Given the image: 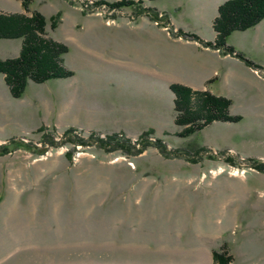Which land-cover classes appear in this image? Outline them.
I'll return each mask as SVG.
<instances>
[{"label":"rangeland","instance_id":"rangeland-1","mask_svg":"<svg viewBox=\"0 0 264 264\" xmlns=\"http://www.w3.org/2000/svg\"><path fill=\"white\" fill-rule=\"evenodd\" d=\"M118 1L33 0L31 11L45 16L47 35L68 42L74 80L93 82L87 66L94 61L81 60L76 44L97 49L91 39L80 37L94 23L102 25V38L111 39L117 28L151 22L152 28L143 25L142 41L127 37L132 44L148 45L156 34L171 41L195 42L188 35H196L215 42L213 25L215 37L205 41L176 28L162 10L147 7L172 0L110 6ZM21 9L18 0H0L1 13ZM55 18L58 26L52 29ZM5 42L0 41V57L16 55L18 43L13 48L4 47ZM143 61L148 68L157 66L154 59ZM96 63L107 80L117 73L106 62ZM257 66L250 67L264 80V68ZM130 74L120 89L97 91L89 85L77 106L67 101L69 108L59 110L56 122L52 115L40 126L44 131L39 124L0 131V148L7 145V152L0 153V264H214V252L221 250L232 257L230 264H264V172L253 163H264V124L222 122L239 133L231 138L234 149L211 146L219 142L212 128L181 137L174 103L154 100L152 88L143 86L148 79ZM57 87L32 83L28 94ZM34 126L39 129L32 131ZM151 130L146 140H161L167 152L142 142ZM115 136L134 148L113 150L102 143ZM13 139L17 143H10ZM203 148L207 150L198 153ZM184 150L191 157L179 153ZM250 187L254 193L249 195Z\"/></svg>","mask_w":264,"mask_h":264},{"label":"crops","instance_id":"crops-1","mask_svg":"<svg viewBox=\"0 0 264 264\" xmlns=\"http://www.w3.org/2000/svg\"><path fill=\"white\" fill-rule=\"evenodd\" d=\"M226 1L228 0H172L169 5H149L147 7L162 10L170 17L176 28L186 32H195L205 41H213L215 37L212 28L213 21L219 14L220 6ZM23 11L21 9L18 13H23ZM150 23L139 22L138 26L128 30L117 28L115 30L118 36L115 33L113 35L115 37L111 39H104L100 36L101 24L94 23L87 27V32L81 34L80 37L81 39H91L93 44H98L97 49L95 47L88 48V43H77L76 52L80 55L83 54L81 60L83 59L84 62L90 58L94 61L90 66L87 64L88 70L92 69L89 73L94 77V84L93 82L84 83L74 80L77 77L75 73L73 77L68 79L51 80L43 84L36 83L39 86L57 85L56 91L29 95L28 89L34 83L30 81L25 94L21 98L15 99L5 82V76L0 74V131L9 130V128L14 130L18 126H21L20 130H27L25 124H39L40 127L45 125L47 119L52 115H55L56 122L58 119L56 117L60 114L59 110L69 108L66 102H75L74 106H77L79 94L88 89L89 85L92 88L96 87L97 91L100 89L106 91L109 87L114 86H118L120 89L126 86L125 78L131 72L148 79V82H143V86L147 85L152 88L151 93L154 95V100H167L173 106L175 95L170 86L180 84L195 91H208L215 96L231 100V114L243 117V120L238 124H242L248 119L256 125L264 124V80L258 78L249 65L238 58L219 55L218 52L203 48L196 41H171L162 34H156L155 41L148 45L128 43L127 37H135L142 41L143 35H145L143 25L152 28ZM0 41H6L4 47L14 48L15 43H18L16 55H3L0 59L6 60L20 55L21 39ZM61 42L68 44L65 41ZM228 44L242 53L246 59L264 68V20L252 29L232 33L228 38ZM70 53L71 49L63 58L67 69H69L67 61L70 64ZM143 58L154 59L157 66L148 68L149 64L147 65L146 61L142 62ZM99 60L106 62L108 67L117 68V73L113 72L109 80L106 79L108 77L103 75L99 64L96 63ZM133 61L136 62L135 65L130 64ZM138 62L140 63L138 64ZM81 64L82 68L86 66L83 65V62ZM159 64L162 65L159 66ZM158 93L159 95L156 96ZM64 98L63 104L60 99ZM52 109L53 112H51ZM40 115L41 118L39 119L37 116ZM231 127L233 126L227 123L214 122L201 132H208V129L212 128L210 133L219 142H212L211 146L219 147L221 150L223 148L234 149L236 145L233 144L232 140L239 133L232 132ZM34 129L39 128L35 126L31 128L32 131ZM249 190V195L254 193V187H250ZM243 210L244 208L242 212Z\"/></svg>","mask_w":264,"mask_h":264},{"label":"trees","instance_id":"trees-1","mask_svg":"<svg viewBox=\"0 0 264 264\" xmlns=\"http://www.w3.org/2000/svg\"><path fill=\"white\" fill-rule=\"evenodd\" d=\"M20 1L25 13L7 14L0 12V40H22V49L18 57L6 60L0 59V74L5 76V82L15 99H19L25 94L30 81L43 84L51 80L68 79L74 76V72L64 65L63 58L69 53V47L47 35L45 16L36 10L31 11L33 0ZM135 5L136 2L132 0H119L114 4H110L115 9ZM149 11L156 12L155 9L151 8ZM26 13H31V15L29 16ZM263 20L264 0H228L220 6L219 14L213 23L216 32L215 42H204L196 35L188 36L207 46L218 49L222 53L232 54L250 66L258 67L231 47L227 40L232 33L252 29ZM52 21V29H56L58 26L56 18ZM170 89L175 95V124L183 128L180 133L181 137H189L214 122L238 123L242 121L241 116L231 115V101L227 98L217 97L208 91H195L180 84H172ZM44 130L45 128H41L40 132ZM72 132L73 129H70L65 134L69 135ZM151 133L152 130L147 134H143L142 142L154 145L167 152L166 145L161 140L155 142L146 140L147 135ZM43 139H48V135H44ZM10 143H17V141L13 139ZM102 143L113 150L134 148L129 140H123L116 136L112 140L108 139L102 141ZM6 146L5 144L0 148L1 154L7 152ZM206 150V148L199 149L198 153ZM170 153L176 152L171 151ZM179 153L191 157L189 151L184 150ZM253 163L255 168L264 172V163L258 160H254ZM213 261L214 264H230L232 257L223 250L215 251Z\"/></svg>","mask_w":264,"mask_h":264}]
</instances>
